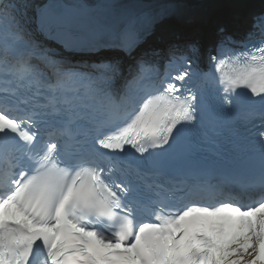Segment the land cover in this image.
<instances>
[{
    "label": "snow or ice",
    "instance_id": "6c2138e0",
    "mask_svg": "<svg viewBox=\"0 0 264 264\" xmlns=\"http://www.w3.org/2000/svg\"><path fill=\"white\" fill-rule=\"evenodd\" d=\"M20 7L0 5V264H264V16L239 49L220 27L201 70L197 45L169 38L174 8L72 65L37 51ZM210 115L253 124L257 203L203 202L224 189L196 176L188 133Z\"/></svg>",
    "mask_w": 264,
    "mask_h": 264
},
{
    "label": "bare ground",
    "instance_id": "6f19581e",
    "mask_svg": "<svg viewBox=\"0 0 264 264\" xmlns=\"http://www.w3.org/2000/svg\"><path fill=\"white\" fill-rule=\"evenodd\" d=\"M41 1L43 0H16V2L21 6V17L19 19L26 29L28 27V22L25 20V13L27 11L28 4L30 3V5H36ZM8 2L9 0H0L1 4H6ZM221 2L222 0H107L106 3L102 5V7H105L106 9L105 13H99L98 15L103 18L107 25H115L123 15H128L129 13L144 10L153 14L159 11L174 8L177 10L178 15L172 17V23H179L183 26L190 21L198 22L200 20H204L207 16L212 15L220 8L225 7L224 10H227L229 13L236 16L234 22L237 26L241 22L244 12L252 5L258 4L259 0H226L225 4ZM206 6L208 8L206 9V12H203V7ZM240 12L242 13L240 14ZM0 26L3 27L4 25L0 22ZM177 29L178 28L172 27L169 33H174L175 31H178ZM228 30L231 31L233 28H230L229 26L225 27V32H228ZM153 39L150 41H154ZM33 43L37 44V42L34 41ZM43 51L47 52V54L53 59L65 61L72 65H79L80 63L83 65H91V63L84 61V58H74L71 60L70 55L64 56L58 51L55 53L49 49H43ZM107 58L108 56L103 57V59ZM94 60H96V58Z\"/></svg>",
    "mask_w": 264,
    "mask_h": 264
},
{
    "label": "rangeland",
    "instance_id": "374dc122",
    "mask_svg": "<svg viewBox=\"0 0 264 264\" xmlns=\"http://www.w3.org/2000/svg\"><path fill=\"white\" fill-rule=\"evenodd\" d=\"M221 3L225 4L226 3V0H222ZM224 8L225 7L220 8L219 10H217L216 13L212 14L209 18H206L205 20L199 21L200 23H194V24L189 25L187 27H181V30L180 31H176V34L179 35V36L185 35L191 29L192 30L195 29V31H196L195 37H200L199 38V41H198L199 44L197 45V47H198V49L200 51V49H201L200 41L202 40V38H204V40H210V39H212L214 37L213 36V33H212V30L214 29L213 23H215V21H218L217 24L220 23V22H222V21H219V20L221 19V16L223 14L229 15V12H227V10H224ZM226 23H229V22H226ZM229 24H231V23H229ZM178 25L179 24H177L175 22L174 23H171V27H180ZM219 25H217V26H219ZM207 26H211L212 29L211 30L208 29V31H206L207 30ZM205 33L207 34V37L205 36ZM176 34H174V35H176ZM174 35L173 34L172 35L170 34V37H173Z\"/></svg>",
    "mask_w": 264,
    "mask_h": 264
}]
</instances>
